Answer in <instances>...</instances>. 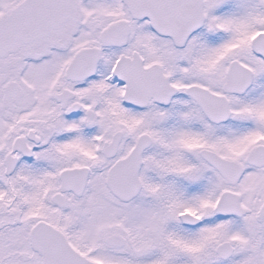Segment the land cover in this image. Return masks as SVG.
Instances as JSON below:
<instances>
[{"label":"snow or ice","instance_id":"6c2138e0","mask_svg":"<svg viewBox=\"0 0 264 264\" xmlns=\"http://www.w3.org/2000/svg\"><path fill=\"white\" fill-rule=\"evenodd\" d=\"M0 264H264V0H0Z\"/></svg>","mask_w":264,"mask_h":264}]
</instances>
